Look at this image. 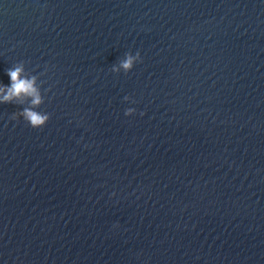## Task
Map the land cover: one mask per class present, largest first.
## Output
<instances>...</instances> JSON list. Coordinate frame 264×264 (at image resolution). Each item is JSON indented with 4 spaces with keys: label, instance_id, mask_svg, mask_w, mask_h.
<instances>
[{
    "label": "water",
    "instance_id": "obj_1",
    "mask_svg": "<svg viewBox=\"0 0 264 264\" xmlns=\"http://www.w3.org/2000/svg\"><path fill=\"white\" fill-rule=\"evenodd\" d=\"M16 64L0 264H264V0H0Z\"/></svg>",
    "mask_w": 264,
    "mask_h": 264
},
{
    "label": "clouds",
    "instance_id": "obj_2",
    "mask_svg": "<svg viewBox=\"0 0 264 264\" xmlns=\"http://www.w3.org/2000/svg\"><path fill=\"white\" fill-rule=\"evenodd\" d=\"M140 62V53L135 54L125 53L124 57L118 62V65L112 67V71L122 70L127 73L132 70L133 66ZM4 74L8 77L9 83L4 85L0 83V104L11 103L13 100L20 101L21 98L28 99V107H24L21 111L13 113L12 119L21 118L31 128H41L49 120L48 113H38L36 108L42 102L39 89L36 87L35 76H25L22 64H16L5 70ZM125 103H135L129 96L125 95L122 98ZM135 109L127 107L123 111L125 117L132 116ZM143 115V113H141ZM114 195V193H113ZM118 225L114 224L113 227Z\"/></svg>",
    "mask_w": 264,
    "mask_h": 264
}]
</instances>
